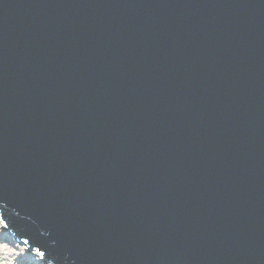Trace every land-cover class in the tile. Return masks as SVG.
Returning a JSON list of instances; mask_svg holds the SVG:
<instances>
[{
  "label": "water",
  "instance_id": "95a60500",
  "mask_svg": "<svg viewBox=\"0 0 264 264\" xmlns=\"http://www.w3.org/2000/svg\"><path fill=\"white\" fill-rule=\"evenodd\" d=\"M0 211L53 264H264V0H0Z\"/></svg>",
  "mask_w": 264,
  "mask_h": 264
},
{
  "label": "bare ground",
  "instance_id": "6f19581e",
  "mask_svg": "<svg viewBox=\"0 0 264 264\" xmlns=\"http://www.w3.org/2000/svg\"><path fill=\"white\" fill-rule=\"evenodd\" d=\"M2 228L5 229L6 231H9L4 226H2ZM8 237L9 236L2 238L3 239L2 242L5 243L8 239H10ZM2 242H0V264H32V263H37V262H38V264L42 263L38 253L36 251H31V250H29V251H31V253L33 255L32 259H33V257H34V259L30 260V261L29 260H22V262H19L17 260V257H18V255H20V254H18L20 251L15 252V250H13L9 244L6 243L7 245H4V244H2Z\"/></svg>",
  "mask_w": 264,
  "mask_h": 264
},
{
  "label": "rangeland",
  "instance_id": "374dc122",
  "mask_svg": "<svg viewBox=\"0 0 264 264\" xmlns=\"http://www.w3.org/2000/svg\"><path fill=\"white\" fill-rule=\"evenodd\" d=\"M7 236H9L8 238H10V239H8L5 243L2 242L3 241L2 238L7 237ZM0 238H1L0 242H2V244H4V245L9 244L12 247V249L15 250V252L16 251H20L18 253L20 255H18V257H17V260L19 262H22V260H29L30 261V260L34 259V257L32 259L33 255L31 253V251H36V249H32L28 245V243H24L22 240H17L14 236H11L10 233L8 234V231H6L5 229L2 228L1 220H0ZM29 250H31V251H29ZM36 252H38V250ZM32 264H38V262L37 263H32ZM41 264H51V263H41Z\"/></svg>",
  "mask_w": 264,
  "mask_h": 264
}]
</instances>
